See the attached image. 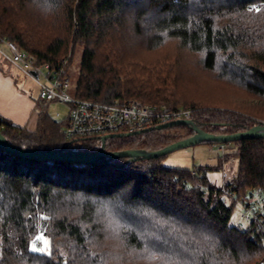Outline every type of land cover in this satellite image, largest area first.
I'll return each mask as SVG.
<instances>
[{
    "label": "trees",
    "instance_id": "16d2710c",
    "mask_svg": "<svg viewBox=\"0 0 264 264\" xmlns=\"http://www.w3.org/2000/svg\"><path fill=\"white\" fill-rule=\"evenodd\" d=\"M0 37L37 64L67 60V75L81 47L78 98L189 108L196 126L214 134L264 119V102L230 97L233 86L264 100V0H0ZM39 102L34 130L0 115V132L19 147L58 149L66 120ZM159 124L117 132L105 149L157 150L194 133ZM91 140L69 147L96 150ZM222 143L238 158L222 186L207 181L205 168L163 165V155L97 164L0 148V264H261L264 234L231 222L226 189L237 197L264 189V138ZM41 237L48 252L30 248ZM109 237L121 241L115 258Z\"/></svg>",
    "mask_w": 264,
    "mask_h": 264
},
{
    "label": "built area",
    "instance_id": "2783aa9c",
    "mask_svg": "<svg viewBox=\"0 0 264 264\" xmlns=\"http://www.w3.org/2000/svg\"><path fill=\"white\" fill-rule=\"evenodd\" d=\"M0 55L17 67L23 74L38 82L37 99L46 103H63L67 107L64 117L66 125L63 132L65 144L80 140H98L102 136L120 131L133 132L153 123H163L175 119H190L189 108H168L164 104L142 103L138 100H128L123 103L117 101L103 102L82 99L67 93L69 77L66 73L67 60L51 68L47 63L37 64L32 56L9 39L0 37ZM36 73V75L33 74ZM43 74L46 81L39 82V75ZM36 109V113H37ZM55 117L59 116L55 112ZM226 189L231 197L234 193ZM248 190V198L240 199L241 216L237 221L243 225L245 221L264 234V189L253 185ZM264 242V235H263ZM261 264H264L262 262Z\"/></svg>",
    "mask_w": 264,
    "mask_h": 264
},
{
    "label": "rangeland",
    "instance_id": "374dc122",
    "mask_svg": "<svg viewBox=\"0 0 264 264\" xmlns=\"http://www.w3.org/2000/svg\"><path fill=\"white\" fill-rule=\"evenodd\" d=\"M1 48L5 49L3 44L0 45ZM72 47L70 46V51ZM73 54H71V63L68 67V77L69 85L67 88V93L73 96V91L75 87V82L77 79L78 66L81 59L82 50L81 47H74ZM71 52V53H72ZM0 71L2 75L8 76L12 79L13 84L17 87L19 91L23 94H28L31 98H37L38 92V82L33 78L23 74L17 67H14L8 60L4 59L0 55ZM39 82H45L43 74L39 75ZM227 92L228 90L225 89ZM231 99L237 102L244 103H260L264 100L256 99L253 96L241 93L240 89L236 87H230ZM229 93V92H228ZM230 94V93H229ZM41 101V100H40ZM40 103V102H39ZM42 104V101L41 103ZM45 104V103H44ZM45 110L52 119L57 121H62L67 114V107L63 103L52 102L47 106L45 104ZM55 112L59 113L58 117H55ZM256 121L264 122V119L257 118ZM25 127L29 130H34L36 127V111L31 110L28 116V120ZM95 140V139H94ZM91 140V141H94ZM96 141V140H95ZM96 143V142H95ZM235 150V146L232 143H222V142H200L190 146L181 147L174 149L162 157V163L166 166L188 168V169H198L200 167L205 168L204 174L207 181L215 186H222L233 179L238 168V158L232 152ZM248 190H246L245 198H248ZM232 198V199H231ZM226 197V202L229 203L231 200L233 202L231 211V222L237 224L241 216V203L239 202L243 196L237 197ZM245 221L241 227H247L249 224ZM121 244L120 238L109 237L107 240V245L112 246L109 249L112 251V257L115 258L119 255L118 250ZM30 248L43 250L48 252L49 250V239L46 237H41L36 244H31Z\"/></svg>",
    "mask_w": 264,
    "mask_h": 264
},
{
    "label": "water",
    "instance_id": "95a60500",
    "mask_svg": "<svg viewBox=\"0 0 264 264\" xmlns=\"http://www.w3.org/2000/svg\"><path fill=\"white\" fill-rule=\"evenodd\" d=\"M36 75L35 72H33ZM174 124H182L190 127L194 133L177 141H174L166 146L157 150H143V149H124L110 151L105 149V140L119 134H107L101 137L100 145L96 150H78L72 149L68 144H63L58 149H35L27 147H19L8 141L0 132V148L10 151L13 154L21 157L42 159L49 161H67L74 163H107L113 158L129 157L130 159L136 158H151L164 155L174 149L190 146L196 143L211 141V142H230L240 139L249 138H264V122L252 125L243 131L227 133V134H214L201 130L191 119H175L163 122L156 126L162 128ZM142 131L139 129L137 132ZM134 132V131H133Z\"/></svg>",
    "mask_w": 264,
    "mask_h": 264
},
{
    "label": "crops",
    "instance_id": "0c3cea01",
    "mask_svg": "<svg viewBox=\"0 0 264 264\" xmlns=\"http://www.w3.org/2000/svg\"><path fill=\"white\" fill-rule=\"evenodd\" d=\"M37 98L23 94L13 84L12 79L0 71V115L17 126H25L31 110L36 111Z\"/></svg>",
    "mask_w": 264,
    "mask_h": 264
}]
</instances>
